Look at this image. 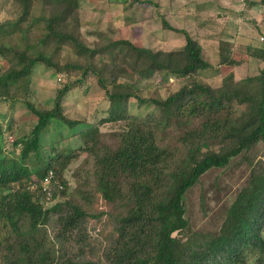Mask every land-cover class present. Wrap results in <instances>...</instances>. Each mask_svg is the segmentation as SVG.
Wrapping results in <instances>:
<instances>
[{
  "label": "trees",
  "instance_id": "16d2710c",
  "mask_svg": "<svg viewBox=\"0 0 264 264\" xmlns=\"http://www.w3.org/2000/svg\"><path fill=\"white\" fill-rule=\"evenodd\" d=\"M7 2L13 15L0 21V103L12 107L21 101L32 119L28 131L8 143L5 135L15 129L13 124L5 127L0 115V236L9 232L19 236L24 221L32 228L44 226L51 215L56 216V240H73L82 234L87 219L98 216L66 198L68 184L63 177L68 165L84 155L87 160L74 175L85 174L80 187L90 188L93 182L102 200L118 208L104 251L107 264H264V164L253 163L250 156L258 145L264 152V44L247 45L246 53H251L241 54L234 43L222 40L218 63L212 66L188 32L171 28L162 18L164 29L183 34L180 50L153 53L122 39L90 49L77 36L79 0ZM259 3L264 8V0ZM71 45L80 48L84 58L98 63L108 60L112 66L123 51L136 55L130 66L127 53L123 58L133 77L141 75V68L151 72L150 59V64L160 66L159 84L172 75L178 88L163 97L156 90L142 95L132 76L121 81L105 78L101 69L90 62L85 65L76 56V60L58 61L60 52ZM160 56L174 68L157 61ZM248 56L261 64L255 76L227 78L218 87L199 79L202 74H220L239 66ZM39 66L66 80L55 91L50 109L36 108L29 101L32 76ZM89 78L108 106L96 124L76 132L83 123L67 116L65 98ZM132 102L145 112H131ZM55 123L78 137L77 152L58 150L60 139L43 144ZM106 124L115 128L110 140L100 130ZM173 129L182 131L180 153L162 143ZM241 161L249 166V177L227 207L219 228L191 230L186 217L188 192L210 171ZM46 179L48 186L43 188ZM73 194L90 204L89 191L77 188ZM57 198L62 200L45 208L47 200ZM1 239L8 241L6 236ZM9 250L11 264H96L50 258L39 252L37 243L20 242Z\"/></svg>",
  "mask_w": 264,
  "mask_h": 264
},
{
  "label": "rangeland",
  "instance_id": "374dc122",
  "mask_svg": "<svg viewBox=\"0 0 264 264\" xmlns=\"http://www.w3.org/2000/svg\"><path fill=\"white\" fill-rule=\"evenodd\" d=\"M144 1V0H141ZM149 5L130 4L125 0H79L77 10L78 31L77 36L90 49L100 48L113 40H128L132 44L156 52H171L180 50L184 45L183 34L164 29L162 18L167 24L176 30H185L199 44L201 52L206 61L212 66L218 63V44L220 41H229L237 47L236 51L246 53L247 45L260 47L264 44V8L260 6V0H148ZM153 3V4H152ZM156 4V6L154 5ZM13 8L7 0H0V21L11 19ZM116 50V49H115ZM111 53H115L110 51ZM110 52L106 53L109 54ZM124 53L118 58V64L112 66L108 60L98 63L95 60L84 58L83 51L71 45L58 55L57 60L63 63L65 60L82 59L86 65L92 63L96 69H101L105 78L113 77L121 81L125 76H132L130 68L123 60ZM129 66L135 56L127 53ZM163 65L174 68L167 58L160 56L156 59ZM162 61V62H161ZM152 62V60H151ZM150 64L147 68L140 69L141 75L133 77L136 84L142 90V95L153 94L165 96L178 88L179 82L168 76L166 83L159 84L158 70L160 66ZM152 65V66H151ZM261 68L260 62L248 56V59L239 66L221 71L220 74H202L200 80L213 87H218L222 80L232 78L240 80L247 76H255ZM171 70V69H170ZM143 72V73H142ZM65 78L54 74L50 69L43 66L36 68L32 76L31 97L29 101L39 109H50L53 104L55 91L61 87ZM65 113L70 118L82 121V125L75 128L80 131L91 124H96L106 110L108 103L103 92L98 88L93 79H87L80 88L73 89L65 98ZM130 110L134 114L144 113L145 110L136 108L132 102ZM0 115L4 116L5 127L13 124L14 132L8 131L5 135L7 142H12L23 131H28L29 121L32 116L28 114L24 103L17 102L12 107L10 104L0 103ZM84 121V122H83ZM11 122V123H10ZM100 130L106 140H110V134L115 130L112 125H100ZM73 131L55 123L51 125L43 137V144L49 145L60 139L58 150L73 153L77 152L80 143L78 137L72 136ZM181 130H170L163 138L162 143L168 149L177 148L181 152L179 138ZM253 163L264 164V152L258 145L251 153ZM87 158L82 155L68 165L63 179L68 184L66 198L79 203L89 213L98 216L88 218L82 234L73 240L55 239L57 233L56 216L51 215L44 226L32 228L29 222L20 224L19 236L12 232L0 236V242L4 236L8 241L2 242L0 246V264H11L13 258L9 248H16L20 242L38 244V250L58 260L64 258L78 262H93L96 264H107L104 251L113 235L115 224L113 215L118 208L112 204L105 203L97 193L94 183L90 188L80 187L83 172L78 177L75 173ZM249 177V166L243 161L232 164L224 170H212L203 176L200 182L186 195L187 220L191 230L198 232H214L219 228L227 207L232 203L237 191L243 187ZM34 179V177H32ZM43 188H47L48 182H43ZM81 188L89 191L91 202L85 205L73 192ZM62 200H47L45 208L53 206ZM8 245L10 247L8 248ZM56 261V260H55ZM55 264H57L55 262Z\"/></svg>",
  "mask_w": 264,
  "mask_h": 264
},
{
  "label": "built area",
  "instance_id": "2783aa9c",
  "mask_svg": "<svg viewBox=\"0 0 264 264\" xmlns=\"http://www.w3.org/2000/svg\"><path fill=\"white\" fill-rule=\"evenodd\" d=\"M45 182H47V179L45 180Z\"/></svg>",
  "mask_w": 264,
  "mask_h": 264
}]
</instances>
